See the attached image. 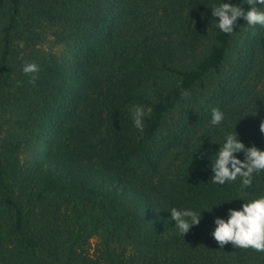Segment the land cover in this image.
<instances>
[{
    "label": "trees",
    "instance_id": "16d2710c",
    "mask_svg": "<svg viewBox=\"0 0 264 264\" xmlns=\"http://www.w3.org/2000/svg\"><path fill=\"white\" fill-rule=\"evenodd\" d=\"M216 2L0 0V264H264V253L210 235L213 217L241 200L202 212L183 237L167 212L237 196L239 178L218 187L207 168L225 134L264 149V27L238 18L219 32ZM43 24L77 42L72 66L36 47ZM205 32L201 54L186 55ZM181 56L191 59L168 66ZM125 105L145 110L143 132ZM213 107L225 114L215 127ZM31 148L41 162L24 168ZM246 192L264 194V173Z\"/></svg>",
    "mask_w": 264,
    "mask_h": 264
},
{
    "label": "clouds",
    "instance_id": "9594fccd",
    "mask_svg": "<svg viewBox=\"0 0 264 264\" xmlns=\"http://www.w3.org/2000/svg\"><path fill=\"white\" fill-rule=\"evenodd\" d=\"M245 4L247 5L245 7ZM211 16L214 28L225 34H232L239 18L250 27H264V0H239L230 3L227 0H217L212 6ZM21 71L30 75V82H35L39 67L34 62L23 63ZM185 97L189 94L182 93ZM133 127L143 132L145 110L140 106H133L131 110ZM225 114L219 108L213 107L210 113L209 124L213 127L220 125ZM264 134V121L259 125ZM218 148L207 155V168L211 172L212 182L222 187L226 183L235 182L239 178L240 191L235 198L224 202L214 203L210 211H201L195 208L171 207L167 210L169 219L174 222L178 233L183 237L192 227L199 225L202 212L211 213L214 207L222 203H230L235 199L242 202L238 208L228 207L223 216H214L213 229L210 233L218 247L230 244L233 248L252 249L264 253V194L249 196L247 189L252 187L254 177L264 173V149L256 145L246 146L237 133H227L222 142L215 143ZM212 156V159L209 157ZM193 158V154L191 160Z\"/></svg>",
    "mask_w": 264,
    "mask_h": 264
},
{
    "label": "rangeland",
    "instance_id": "374dc122",
    "mask_svg": "<svg viewBox=\"0 0 264 264\" xmlns=\"http://www.w3.org/2000/svg\"><path fill=\"white\" fill-rule=\"evenodd\" d=\"M36 33L39 36V40L36 42V47L40 49L41 51H44L48 54H51L58 63L63 64L67 67L73 65V58H74V53L77 51V42H75L72 45H66L64 43H59L55 40L53 36V28L50 27L47 24H43L40 29L36 31ZM207 37L208 34L207 32L204 33V36L199 38V41L194 48V50L190 53H187L186 55L194 56L196 57L197 55L201 54V51L203 50V46L207 43ZM187 56H181V57H176L175 59L172 60L173 64L171 62H168V66H176V68H181L185 62L189 61L191 57L186 59ZM131 105H125L122 107V110L124 112H127V114H130L131 116V110H132ZM189 110L188 106H183L180 110L179 113H176L175 115L177 118L181 116H185L187 111ZM49 120L46 122V126L41 128L39 130V137L38 140L42 139L47 135L46 129L49 130ZM46 132V134H45ZM164 136V135H163ZM40 138V139H39ZM19 165L23 166L24 168L27 167H37L40 162H41V157L35 155L34 149L31 148L26 152H22L19 155ZM102 186H108L110 185L106 180H101ZM99 238L97 237L96 234L92 235V237L88 240L87 243V249H88V254L95 258L96 257V252L95 249L99 243Z\"/></svg>",
    "mask_w": 264,
    "mask_h": 264
}]
</instances>
